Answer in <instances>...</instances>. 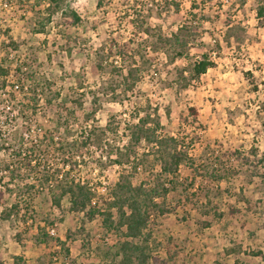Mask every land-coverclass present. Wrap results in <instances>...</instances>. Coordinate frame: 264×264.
Segmentation results:
<instances>
[{"label":"rangeland","instance_id":"374dc122","mask_svg":"<svg viewBox=\"0 0 264 264\" xmlns=\"http://www.w3.org/2000/svg\"><path fill=\"white\" fill-rule=\"evenodd\" d=\"M135 1L140 2L112 0L105 8L97 9L96 0H69L80 22L67 26L60 13L47 22L43 0H0V59L5 53L2 46L11 39L18 48L6 52L10 71L20 66L22 76L18 78L33 76L20 83L23 90L10 98L9 111L5 104L8 97H0V212L20 196L30 201L28 214L33 219L27 225L17 218L0 220V264H13L14 257H20L22 264H70V259L77 260V264L109 263L111 258L105 256L108 248L113 252L117 238L102 228L101 217L86 221L82 213L68 210L67 197L61 201L62 209L55 207L48 189L40 184L44 174H58L55 180L62 175L86 182L95 193L92 202L102 206L119 171L116 165L106 163L104 151L126 143L124 127L140 108L157 106L161 133L178 137L181 113L194 107L198 123L188 127L187 132L194 130L198 136L190 149L197 162L201 155L212 160L215 155L246 151L252 145L264 154V26L256 19L253 0L243 6L238 0H175L180 12L168 18L158 17L152 8L148 11L149 24L159 26L166 35L184 23L193 2L198 4L194 12L209 18L202 22L203 34L190 57L198 59L207 52L214 65L187 90L175 84V68L183 67L184 60L169 65L163 51L152 52L147 37L136 29L132 21L136 20L135 12L149 5H136ZM227 26H240L244 31L227 33ZM215 41L220 49H215ZM111 42H132L133 48L145 45L149 65H145L141 81L121 101L102 99L94 104L93 93L111 76L113 67L121 64L119 58L111 56L103 61V72L95 68L96 53ZM246 71L254 75L256 91L243 77ZM43 78L50 82V92L41 95L37 90L33 95L31 88L39 83L32 80L42 83ZM16 80L10 78L13 84ZM48 100L51 104L46 103ZM97 129H105L100 147L91 142L100 133ZM82 133H87L91 141L83 146L82 156L73 157L77 166L70 171V162L74 161L67 157L75 152L70 144L81 140ZM24 134L25 138L40 141L32 157V172L26 171L25 162L18 161L15 154L22 152ZM146 148L142 143L139 150L144 152ZM230 163L236 168L234 159ZM11 170L13 181H9ZM262 172L264 175V169ZM180 176H190L189 169L180 167ZM142 177L143 173H138L134 182ZM29 183L35 185L25 193L24 184ZM53 183L54 178L50 181ZM221 187L226 188L227 182ZM227 189L214 199L224 213L218 222L200 215L191 205L176 203L178 193H170L167 203L176 209L174 214L159 219L153 229V255L165 259L170 254L174 257L172 264H192L193 260L197 264H264L261 258L246 254L249 249L264 254V180L255 178L249 184L245 174L240 173ZM229 206L237 210L233 215L228 214ZM196 220L209 222L210 226L202 227ZM69 231L73 239L66 237Z\"/></svg>","mask_w":264,"mask_h":264},{"label":"trees","instance_id":"16d2710c","mask_svg":"<svg viewBox=\"0 0 264 264\" xmlns=\"http://www.w3.org/2000/svg\"><path fill=\"white\" fill-rule=\"evenodd\" d=\"M112 0H96V8H105ZM203 1V0H202ZM211 1V0H210ZM220 1V0H216ZM239 5L243 6L247 0H238ZM45 7L43 12L47 13V22L51 16L60 13L63 17V22L67 26H75L80 22L79 16L72 9L69 0H43ZM139 1H135L137 5ZM256 6V19L263 21L264 26V0H253ZM143 6H148L135 12V19L132 20L136 25L139 33L147 37L146 44L150 43L152 52L163 51L165 54L166 63L174 64L176 61L184 60L183 67H176V86L179 89L187 90L192 83L197 82L206 71L213 67L214 63L210 59L207 52L201 53L198 59L192 60L191 50L195 47L198 38L203 34L201 30L202 22L209 19L205 14L198 15L194 9L198 8V4L193 2L190 6L191 10L187 13V18L182 25L179 26L176 32L164 34L159 26H152L147 21L151 8L155 10L158 17H171L180 12V4L175 0H140ZM202 11V10H201ZM240 29V26H227V33L232 30ZM244 31V30H243ZM132 42L123 44L112 43L105 48L101 47L96 53L95 68L99 72H103L107 58L115 56L120 59L119 68L113 67L110 77L101 83L99 90L93 93L92 101L97 103L99 100L116 102L121 101L122 97L131 92L134 87L141 81L143 73L146 72V66L149 65V60L146 56V46L138 44L135 48L131 46ZM3 57L0 59V97L6 95V109L11 99L17 93L22 91V81L26 79L30 81L32 75L27 74L22 76L21 67L18 66L15 70L10 71V65H7L9 55L6 53L16 51L18 46L11 39L7 44L3 45ZM105 49L107 50L106 52ZM215 49L219 48L218 41H215ZM13 73V74H12ZM243 77L249 82L252 90L258 89V84L254 75L249 72H243ZM17 78L16 84L10 82V78ZM44 79V78H43ZM33 82L38 81L31 88V93L36 95L37 90L41 95L50 92L51 84L47 80L42 83L38 79H33ZM11 98V99H10ZM51 104V100L46 102ZM158 108L146 107L140 108L133 115L124 129L127 131L126 143L122 146L115 147L104 151L106 163L108 165H116L119 169L118 178L112 188L108 190L104 196L102 206L92 202L94 192L86 184V182L75 181L74 179L63 178L60 175L59 180L48 174H44L41 180L42 187H46L51 194L53 205L59 209L61 201L64 197L68 198V210L73 213H82L86 221L91 222L96 216L102 219V228L107 232H113L117 238L112 253L107 250V256L110 257L108 264H171L174 262V257L168 254L165 259H160L154 256V252L150 247L152 232L158 223L166 215L174 214L176 207L170 206L167 203V197L170 193H178L177 202L191 205L198 213L203 216L211 217L218 222L224 217V213L220 211L218 203H214V199L228 192L227 187L232 179L240 173H244L247 177V183H251L255 178L264 180L262 170L264 169V154L259 151L258 146L252 145L246 151L234 150L233 152H224L220 156H214V159L205 158L201 155L197 159L190 154L192 143L197 140L198 136L194 130L187 132L188 127H192L198 123V114L194 107H189L180 115V126L178 137L162 134L163 127L160 126L157 115ZM189 118L191 120H189ZM134 119H136L134 121ZM199 127H201L199 125ZM100 133L93 136V140L87 133L81 134V140L72 141L71 149H75L73 154L67 158L74 161V156H82L84 154L83 146L85 147L89 141L100 147L103 141V132L105 129H97ZM29 131H27L28 133ZM22 142L21 153L15 152L19 156L18 161H23L26 171L32 172L35 159L36 148L39 147L40 141L36 138H25ZM87 135V137H84ZM23 137V136H22ZM142 143L146 144V150L140 152ZM80 149V150H79ZM75 153V154H74ZM214 154V153H213ZM230 159H234L237 163H230ZM77 166L76 162H70V171H73ZM186 167L190 171V176L181 178L180 167ZM6 170L9 171V165H6ZM10 171L9 181H13L14 176ZM142 172L143 177L139 182L135 183L134 179L138 173ZM54 178V183L52 179ZM1 179V178H0ZM227 182V187L222 188L221 184ZM1 183V180H0ZM26 191L30 192L34 187V183L24 184ZM9 193L12 190L6 187ZM240 187L239 192H242ZM2 194L0 193V197ZM30 201L24 197H17L9 205L3 208L0 212L1 221H9L11 218H17L19 221L27 225L28 221L33 222L30 214ZM237 210L229 206L228 214L233 215ZM28 217H27V215ZM185 220V218H183ZM183 220V221H184ZM202 227L210 226L209 222L196 220ZM70 238H69V237ZM68 239L71 237V232H67ZM16 239L19 234H16ZM66 254L68 253L67 250ZM233 251L231 254H234ZM246 254L251 257H259L264 260V254L261 250H247ZM20 257L13 258V264H22ZM70 264H77V260L70 259ZM104 264V263H99ZM192 264H197L196 260Z\"/></svg>","mask_w":264,"mask_h":264}]
</instances>
